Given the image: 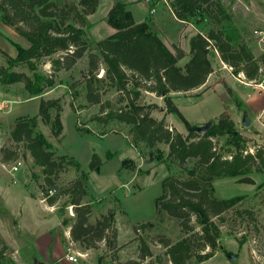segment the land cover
<instances>
[{"label": "rangeland", "instance_id": "1", "mask_svg": "<svg viewBox=\"0 0 264 264\" xmlns=\"http://www.w3.org/2000/svg\"><path fill=\"white\" fill-rule=\"evenodd\" d=\"M58 1L77 4L79 2V0ZM115 1L99 0L96 10L86 14L87 20L83 28L84 36L88 41V49L69 69L54 70L52 67L51 59L59 54L44 59L40 64L41 71L49 76L52 75L55 80V89L50 92L48 98L61 100L62 110L64 109L62 111L64 132L62 139L61 136H54L52 123L45 124L40 117L37 119L35 131L44 132L47 137L56 142L57 147L59 145L58 152L61 154H57L55 149V158L68 154L80 163V168L74 164L66 165L64 170L57 175L55 187L48 191L50 195L59 194L56 203L50 205L47 200H44L42 185L45 183L42 167L34 162L24 143L15 142L11 136V131L18 118L37 116L40 110L41 99L18 100L17 94L12 98L7 94L4 95L8 91L6 89L14 90L15 87L18 89L19 86L24 85L23 81L12 83L13 86H7L10 84H3L0 81V100L4 99L0 103V159L2 162V147L18 150L23 160L22 171L25 177H29L28 184L36 186L40 199L45 201L44 204L55 207L56 213L60 215L59 207L68 202L64 216L71 220L68 225H62L60 235L66 250L69 240L65 232L70 230L73 237V228L79 221L76 205L71 203L68 189L74 181L83 178V172L87 174V179L83 180L87 191L80 197L82 207H88L86 204L90 207L87 223L95 225L98 221H106L105 215L113 213V218L109 226L104 229L101 238H98L101 227L94 228L89 234L79 239L73 237L75 247L88 254L77 262L67 263L175 264L168 253L169 246L187 236L195 242L193 243L196 247L199 243L198 235H200L201 228L196 225L193 216L187 222L188 227L183 225L184 229L179 218L159 210L156 199L163 193V180L167 177L188 178L186 169L192 168L196 159L190 158L186 163L181 164L169 155V145L166 142L158 141L150 146L146 141L134 136L132 124H126L114 117L105 121L100 120L107 116L106 112H102V105L90 102L86 96L89 52L95 51L94 47L98 40L115 31V28L106 20ZM121 1L126 2V0ZM127 2L129 8L133 9L141 20L149 22L156 15L165 16L167 14L161 0H135L134 4H131L129 0ZM218 2L230 15V22L223 21L217 24L211 17L206 16L203 8L207 3L201 4V7L195 10L196 14L188 18L189 21L201 33H207L212 28L232 29L239 34V38L232 42L234 47L246 44L256 57L261 55L264 52V0H208L214 9H217L215 4ZM154 7L157 10L150 12ZM78 9L82 10V6L78 5ZM3 23L0 19V48L16 56L17 44L27 47L30 42L14 27L8 25L10 27L8 29L12 31L7 30ZM77 25L81 26V24ZM198 30L196 32H199ZM181 40L184 42L183 38ZM183 61L179 63L181 66H184ZM212 61L214 70L208 76L206 83L189 90L188 93L180 92L181 97L173 98L174 102L194 122L204 119L216 122L223 112L227 113L235 123L234 129L246 138L249 152H255L257 148L264 149V116L257 119L258 111L264 107V94L260 93L261 88L257 86V82L249 84L241 82L238 73L234 74L233 70L225 68L224 64L228 66L230 64L220 58L217 50L212 55ZM0 63L6 64L1 53ZM16 69L32 74L24 66ZM105 75L103 68L98 70L95 77L101 80H94L93 89L95 93L100 94L107 111L117 112L124 107L127 99L116 83ZM229 87L233 94L228 92ZM139 89L141 93L139 103L157 105L150 110V115L157 119L164 118L168 125L173 124L176 120L173 118L175 115L165 109L164 98L146 87L140 86ZM19 94L25 98V92L20 91ZM235 95L238 96L242 106L239 107L234 101ZM243 96L247 97L246 105L241 99ZM9 98H14L15 101L6 100ZM185 101L189 105H186ZM245 110L252 119L248 126L243 125ZM51 114L53 119L56 110L52 109ZM77 114H79V120ZM86 123H89L92 129L85 126ZM181 129L183 134L188 133L185 127L182 126ZM226 137H217L215 141L220 150L229 156L230 152L226 151L229 146L222 147ZM137 152L140 154L137 161L135 158V160L130 158L136 157ZM94 153L102 161L99 173L90 170ZM1 166L0 183L4 187L0 193L6 198L8 189L12 190L11 200L14 205H12L13 214L10 215L0 200V230L5 235L3 237L0 234V252H2L0 264H38L39 260L46 262V257L50 255H45L33 248L31 232L51 229L53 233H56L59 229L56 214L47 212L38 200H36L35 209L28 213L20 212L19 208L25 209L26 206L22 192L24 187L19 181L21 170L17 171L16 178ZM249 175L253 178V183L240 182L241 176H224L212 181L216 196L229 198L242 195L243 199L222 213L221 222L216 217L220 223L222 236L215 254L202 263L196 261L194 254L180 264H264V171L253 167ZM124 178H127V184H124ZM44 187L48 189L47 185ZM60 218L62 219V216ZM3 243L7 245L6 248H3ZM87 243H93V246L88 247ZM145 243L149 246L148 255H144L142 251ZM209 251L211 248L207 246L201 253ZM228 253H232L234 258H230ZM51 262L48 261L47 264Z\"/></svg>", "mask_w": 264, "mask_h": 264}, {"label": "trees", "instance_id": "2", "mask_svg": "<svg viewBox=\"0 0 264 264\" xmlns=\"http://www.w3.org/2000/svg\"><path fill=\"white\" fill-rule=\"evenodd\" d=\"M98 1L79 0L77 4L58 0H0L2 22L14 27L30 42L28 47L17 44L16 56L0 48V53L6 61V64L0 63V81L3 84L23 81L32 96L52 88L55 80L52 75L41 71L40 64L44 59L59 54L51 59L52 67L54 70L69 69L84 54L88 49V41L84 36L83 24L87 20L86 14L96 10ZM204 3L207 5L203 12L215 23L231 21L230 15L225 12L220 2L215 4L217 9H214L208 0H173L170 5L178 18L189 21L188 18L196 14L195 10ZM78 5L82 6V10L79 11ZM106 20L115 28V32L98 40L95 51L89 52L87 99L102 105V112H106L107 116L100 120L114 117L126 124H132L134 136L146 141L150 146L158 141L166 142L169 145V155L181 164L190 158L196 159L195 165L186 169L188 178L167 177L163 180V193L157 197L156 204L160 211L179 218L182 226L188 227L187 222L195 217L196 225L201 228L200 235L197 234L199 243L194 247L195 242L186 236L170 245L168 253L175 264L185 262L194 254L196 261L202 263L212 257L220 245L222 231L216 217L221 222L222 213L243 199L242 195L229 198L216 196L212 181L224 176H241L240 182L253 183L249 173L253 167L264 171V149L257 148L255 152H249L246 138L234 129L233 119L225 112L213 122L208 132H198L175 104L172 93L186 92L206 83L214 70L212 55L215 50L224 62L233 66L234 74L243 71L248 80L259 83L264 76V52L256 57L246 44L234 47L232 42L239 38L237 32L232 29L212 28L207 33L199 31L191 38L189 60L181 66L179 60L185 56L184 51L177 48L174 52L159 34L152 30L149 22H137L124 1H115ZM22 66L28 68L32 74L16 69ZM100 67L105 70V77L116 83L127 99L124 107L117 112L107 111L100 94L95 93L93 89L94 80H101L95 77ZM140 86L164 98L165 109L184 124L188 131L186 135L176 128L170 130L164 118L157 119L150 115V110L157 105L139 103ZM228 92L233 94L230 87ZM234 101L239 107L242 106L237 95ZM52 109L56 110L53 119ZM61 112L59 98H42L39 114L18 118L11 131L12 139L17 143L23 142L34 162L42 167L44 183L48 189L45 185L42 187L45 200L50 205L55 204L59 197V194L50 195L48 192L55 187L57 175L69 164L80 168V163L68 154L55 158L53 143L43 132L35 131L37 119L40 117L45 124L52 123L54 136H62L64 126ZM222 136H227L222 147L229 146L226 149L230 152L229 156L220 150L215 141V138ZM1 157L2 162H10L21 156L16 149L2 147ZM101 164L102 161L94 153L90 170L99 171ZM82 177L74 181L68 189L70 201L76 205L79 219L72 235L79 239L94 228L101 227L98 233V238H101L113 218V213L105 215L106 221H98L95 225L87 223L90 207L88 204V207H82L80 197L87 191L83 185V180L87 179L86 172L82 173ZM67 203L59 207L62 225H68L71 220L64 216ZM183 228L185 229L184 226ZM86 246L91 247L93 243H87ZM207 246L211 251L201 253ZM6 247L3 243V248ZM142 251L144 255L149 254V246L146 243Z\"/></svg>", "mask_w": 264, "mask_h": 264}, {"label": "crops", "instance_id": "3", "mask_svg": "<svg viewBox=\"0 0 264 264\" xmlns=\"http://www.w3.org/2000/svg\"><path fill=\"white\" fill-rule=\"evenodd\" d=\"M134 1L135 0H129V2H131V4H134L133 3ZM161 2H163V5L165 6L164 9L166 8L165 9V12L167 14L165 16L164 15H161V14L156 15L155 17L152 18V20L149 21V24H150L152 30L155 31V32H157L159 34V36L164 40V42L174 52H176V49L177 48H180V49H182L185 52V56L183 58H180V60H179V63L181 62V60H184L183 63L185 64L189 60V57H190L189 56V53H190V47H191V38L197 33L196 31L198 29L196 28V26L192 22L178 18L174 14L173 10L170 9L165 4L164 1L161 0ZM125 3L127 4V8L133 13V16H134V18H135V20L137 22L146 21V20H141V18H139V16L134 12V10L131 9V8H129V4H128L127 0H126ZM154 10L156 11L157 9H155V7H154V8L151 9L150 12H153ZM4 26L7 28V30L12 31L11 29H8L10 27H8L7 24H4ZM182 38L184 39V42L181 40ZM262 81L264 82V80H262ZM7 86H13V84H10V85H7ZM54 89H55V86L52 87L50 90L49 89L48 90H45L40 95L32 96L25 89V86L22 85V86H19L18 89H17V87H15L14 90H12V89H6L8 91H6L4 93V95L7 94V96H10L12 98V97H15L14 95L17 94L18 95L17 96L18 97V100H22V99H26V100H28V99H34L35 100L36 99V100H38V99H42V98H48L50 92H52V90H54ZM20 91L25 92V94H26L25 95V98H22L21 94H19ZM188 92L189 91H186L185 93H188ZM260 93H263L264 94L263 91H261ZM180 94H182V93H180V92H173L172 93V96H173V98H175L176 96L181 97ZM11 98L6 99V100H13V101H15L14 98L13 99H11ZM246 98L247 97H245V96L241 97V99H242V101H243V103L245 105H246ZM3 101H4V99L3 100H0V103L3 102ZM185 102H186V105H189L187 101H185ZM192 103H195V102H192ZM179 109L182 111V113L188 119V121L192 125H194V126L195 125H202V124H204V123H206L208 121V120L204 119V120H200V121L194 122V121H192L187 116V114L180 107H179ZM76 113H78V112H76ZM77 115H78L77 116V119L79 120V114H77ZM173 118H176V120L174 119L175 121H173V124L172 125L178 131L181 132L182 126L185 127L184 124L176 116L173 117ZM39 120H40V118H39ZM61 120H62V112H61ZM85 126H87L89 129H92V128H90L89 123H86ZM63 132H64V129H63ZM103 135H105V134H103ZM47 138L53 143L54 150L56 149V151L58 152L59 145L57 147L56 142L52 141V139L49 138V137H47ZM62 138H63V133H62L61 139ZM57 154H61V153L58 152ZM139 155L140 154L137 152L136 157H130V158H132V159L135 158L136 161H137L139 159ZM0 166H1V159H0ZM19 170H21V176L19 177V181L22 183V185L24 187V189H22V192L24 194V198H25V201H26L25 209H23L22 207H20L19 208L20 209V212L24 213V211H26L28 213V212L32 211V209H35V207H36V200H38L39 203H40V205L42 206V208H44L47 212L55 213L56 214V217H57V219L59 221V229H58V231L56 233H53V231L51 229H44L41 232L39 230L34 231V232H31V234L33 236V238H32V240H33L32 241L33 248H35L36 251H38V252H43L45 255L46 254H49L50 255V256H47L46 257V259H47V260H45L46 262H40V260H39L38 264H41V263L47 264L48 261H52L51 264H56V263H59V262L60 263L63 262L62 264H69L67 262H73V261H70L66 257L67 250H66L65 245L63 244V242H62V240L60 238V235H61V227H62V219L56 213L55 207H53V206L51 207V206H49L47 204H44L45 201H43L42 198L40 199L39 193H38V191L36 189V186L35 185H30L29 186V184H28L29 177H25V175H24V173L22 171V167ZM100 170H101V168H100ZM100 170L98 171V173L100 172ZM92 172H94V171H92ZM13 177H16L17 178V172L15 173V176H13ZM126 179L124 178V184H127L128 183V182H126L127 181ZM3 187L4 186L0 183V190L3 191V189H2ZM5 188H7V187L5 186ZM11 191L12 190L8 189V192H6V198L4 196H2V194L0 193V200L2 201V204L4 206V209L10 215L13 214V212H12V208H13L12 205H14L13 202H12V200H11V195H12V192ZM0 234L3 237L5 236L4 233L1 230H0ZM34 260H36V259L34 258Z\"/></svg>", "mask_w": 264, "mask_h": 264}, {"label": "built area", "instance_id": "4", "mask_svg": "<svg viewBox=\"0 0 264 264\" xmlns=\"http://www.w3.org/2000/svg\"><path fill=\"white\" fill-rule=\"evenodd\" d=\"M165 2V4L172 9L171 5H170V0H162ZM225 68H227L228 70H233V66L231 65H226L224 64ZM239 79L241 80V82H243L244 84H249L251 82H255L253 80H247V77L245 75V73L243 71H240L239 73ZM257 86H259L261 88V90L264 92V82L261 81L259 83H256ZM264 116V107L259 111L258 115H257V119H260ZM168 128L170 130L174 129V126L172 124L168 125ZM23 164V160L22 157H19L18 159L14 160V161H10V162H1L2 167L8 172L10 173L12 176H15V173L22 167ZM45 200V197H44ZM52 207V206H51ZM66 237L69 240V244L67 246V252H66V257L73 262H77L79 261V259L81 258H85L87 256V252L83 251L79 248L75 247V242L71 236V231L67 230L65 232Z\"/></svg>", "mask_w": 264, "mask_h": 264}, {"label": "water", "instance_id": "5", "mask_svg": "<svg viewBox=\"0 0 264 264\" xmlns=\"http://www.w3.org/2000/svg\"><path fill=\"white\" fill-rule=\"evenodd\" d=\"M252 122V119L250 118V115L247 110L243 112V125L248 126ZM213 122L207 121L206 123L202 125H195L194 128L200 133H206L211 128ZM230 258H234V255L232 253H228ZM44 264V263H41Z\"/></svg>", "mask_w": 264, "mask_h": 264}]
</instances>
